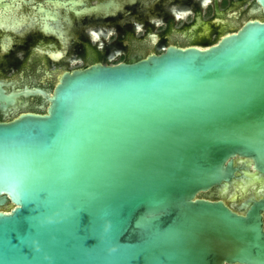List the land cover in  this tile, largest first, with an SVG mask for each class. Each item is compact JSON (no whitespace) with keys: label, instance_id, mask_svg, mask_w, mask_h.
Here are the masks:
<instances>
[{"label":"water","instance_id":"1","mask_svg":"<svg viewBox=\"0 0 264 264\" xmlns=\"http://www.w3.org/2000/svg\"><path fill=\"white\" fill-rule=\"evenodd\" d=\"M0 264H264V0H0Z\"/></svg>","mask_w":264,"mask_h":264}]
</instances>
